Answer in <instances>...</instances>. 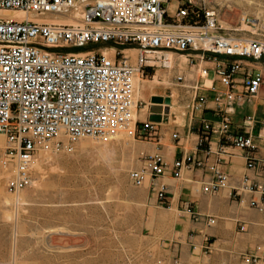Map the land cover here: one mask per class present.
<instances>
[{"label":"built area","instance_id":"obj_1","mask_svg":"<svg viewBox=\"0 0 264 264\" xmlns=\"http://www.w3.org/2000/svg\"><path fill=\"white\" fill-rule=\"evenodd\" d=\"M171 2L0 0V12L29 17L21 20L0 13V162L10 174V192L33 185L40 148H47L60 136L76 142L115 136L132 127L131 135L157 141L158 123L137 118L145 105L134 104L136 76L141 82L155 81L158 76L161 83L167 78L164 72L176 71L173 84L190 93L187 110L193 115L204 113L206 92L215 90L209 79L211 70L198 68V79L188 84L177 58H186L190 68H196L198 60L212 64L225 88L218 91V104L224 100L243 104L264 92V74L253 69L264 60L263 15L241 16L243 31L251 34L245 38L225 33L218 11L206 0H176L173 7L167 5ZM239 76H243L242 82L237 81ZM220 116L217 128L203 120L199 146L209 144L211 135L218 133L223 141L254 150L253 139L232 137L231 118ZM252 123L253 118H245L246 126ZM63 146L62 141L55 144L57 149ZM69 146L65 147L69 150ZM206 154H211L210 147ZM247 166L264 170V161L250 155ZM203 167L197 157L185 156L175 162L173 175L180 178L185 168ZM166 168L163 156L155 153L144 158L140 169L130 172L135 184L152 181L161 206L168 205L167 187L158 183ZM213 175L204 187L206 193H217L229 183L230 176L220 165L213 168ZM243 190L264 198V184L246 180ZM250 207L264 212V203L253 200ZM188 212L192 213L190 207ZM215 223V218L208 219V224ZM240 229L245 231V225ZM244 260L260 264L258 257L245 256Z\"/></svg>","mask_w":264,"mask_h":264},{"label":"rangeland","instance_id":"obj_2","mask_svg":"<svg viewBox=\"0 0 264 264\" xmlns=\"http://www.w3.org/2000/svg\"><path fill=\"white\" fill-rule=\"evenodd\" d=\"M206 2L218 11L224 32L235 36L251 37L241 27L243 14L264 16V0ZM174 4L176 0L167 5ZM164 73L173 77L176 71ZM158 78L154 85L147 82L140 99L149 103L150 94L171 93L167 78L161 83ZM185 93L181 88L175 93L173 117L184 111ZM125 132L76 142L60 136L40 148L34 183L18 193L8 189L10 174L0 162V264H179L148 227L147 183L130 178L131 171L142 167L152 142ZM58 141L64 143L60 149Z\"/></svg>","mask_w":264,"mask_h":264},{"label":"crops","instance_id":"obj_3","mask_svg":"<svg viewBox=\"0 0 264 264\" xmlns=\"http://www.w3.org/2000/svg\"><path fill=\"white\" fill-rule=\"evenodd\" d=\"M195 54L191 53L192 56ZM182 60L183 58H177V64L183 69L187 79L188 75L191 76L188 79L192 81L191 84L198 79V68L209 67V79L213 81L215 90L206 92L207 105L204 113L193 115L185 106L179 116L173 117L171 111L178 88L173 84V77H167L169 85L166 89H172L165 97L171 98L170 111L168 115L162 116V122H157L158 138L150 143L148 156L160 153L164 158L167 168L158 183L167 187L168 205H160L151 180L144 182L147 183L149 210L152 214L148 227L158 233L171 257L179 264H241L245 256L264 260V212L250 207L251 201L264 203V198L260 194L243 190L246 180L264 184L262 167L249 169L247 166L250 155L264 161V92L243 104H230L226 100L218 104V91H224L225 88L211 68L212 64L198 60L195 62L196 68H190L187 65L184 67ZM253 69L264 74V60L255 63ZM242 80L243 76L237 78L238 82ZM185 92L189 101L190 93L187 89ZM154 96L149 95V103L142 100L144 94L138 101L145 105L143 110L137 112L138 120H150ZM220 114L231 118L229 134L232 137H251L254 150H243L231 142L223 141L218 133L211 135L209 144L199 146L203 120H208L217 128L221 121ZM247 117L253 118V123L249 126L244 124ZM175 134L178 135L177 139L173 137ZM222 146L224 149H221ZM208 147L211 149L210 155L206 154ZM185 156L197 157L204 162V167L185 168L181 177L175 178L174 164ZM218 165L230 176L229 183L217 193H206L204 187L214 179L213 168ZM188 207L192 213L188 212ZM209 218H215L216 223L208 224ZM243 225L245 231L240 229Z\"/></svg>","mask_w":264,"mask_h":264},{"label":"bare ground","instance_id":"obj_4","mask_svg":"<svg viewBox=\"0 0 264 264\" xmlns=\"http://www.w3.org/2000/svg\"><path fill=\"white\" fill-rule=\"evenodd\" d=\"M2 15H4V16H7V17H15V18H18V19H25V18H27L28 17V15H25L24 13H13V12H10V11H6V12H0ZM29 18V17H28ZM184 61V67L187 65V60H186V58H183V60H182V62ZM146 84H147V82H141L140 81V79H139V77H137L136 76V78H135V83H134V90H133V100H134V104H135V106H136V104H137V100L138 99H140L141 97H143L142 96V89L143 88H145L146 87ZM154 84H156V82H152V85H154ZM158 84V83H157ZM166 84H168V81L167 82H165V85ZM136 94V95H135ZM135 95V96H134ZM163 107H165L164 105H163ZM171 112H173V111H171ZM126 135L127 136H130L131 135V133H133V128L131 127L130 129H128L126 132ZM124 133V134H125ZM123 134V135H124ZM117 136V135H116ZM118 136H120V135H118ZM85 144H87V143H85ZM84 144V145H85Z\"/></svg>","mask_w":264,"mask_h":264},{"label":"water","instance_id":"obj_5","mask_svg":"<svg viewBox=\"0 0 264 264\" xmlns=\"http://www.w3.org/2000/svg\"><path fill=\"white\" fill-rule=\"evenodd\" d=\"M166 104L165 107H163V104ZM152 106L150 108L151 116L150 120L153 122H162V114L168 115L171 99L166 98L165 100L162 97H153L152 99Z\"/></svg>","mask_w":264,"mask_h":264}]
</instances>
